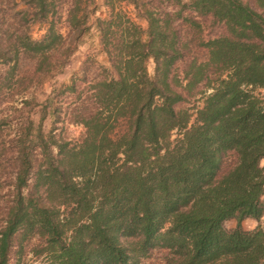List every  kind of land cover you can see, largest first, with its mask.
I'll return each mask as SVG.
<instances>
[{
  "label": "trees",
  "instance_id": "1",
  "mask_svg": "<svg viewBox=\"0 0 264 264\" xmlns=\"http://www.w3.org/2000/svg\"><path fill=\"white\" fill-rule=\"evenodd\" d=\"M20 1L0 0V87L53 78L92 29L110 68L91 61L54 91L50 134L27 114L0 143L13 165L0 264L15 249L21 264L34 239L44 264H140L155 250L164 264H264V227H242L264 218V0H106L105 18L97 0ZM199 95L191 124L178 106ZM64 120L85 128L80 142L57 139Z\"/></svg>",
  "mask_w": 264,
  "mask_h": 264
},
{
  "label": "rangeland",
  "instance_id": "2",
  "mask_svg": "<svg viewBox=\"0 0 264 264\" xmlns=\"http://www.w3.org/2000/svg\"><path fill=\"white\" fill-rule=\"evenodd\" d=\"M97 1L100 6V10L98 11L96 17L105 18L107 16V9L104 6L106 0ZM67 9L68 5L61 3V1L57 3L56 11L58 12V15H56L54 19L56 21L57 28L60 29L63 35H67L69 31L65 23V13ZM125 10L132 16L131 18L135 19V11L132 7H125ZM59 17L62 19L60 20ZM136 22L144 30H147L148 24L145 20L136 19ZM207 26L208 23H203V27L205 29ZM221 31L222 30L220 29L219 32ZM205 32H207V30ZM216 32L218 31L215 30V33ZM29 33L33 39L40 40L46 34V26L35 23L32 25V28H30ZM91 61H95L97 66L110 68L109 58L104 53V48L100 43V38L96 29H92L90 33L83 38L77 52L69 59L64 67L57 71L53 78L46 79L41 85L34 86L33 84H30L26 87H0V135L2 137L0 138V143L2 145H6L5 143L14 137V135L19 131L20 123H22L24 118L28 116L27 114L31 116L35 128H38L42 123L44 134H50L54 126V117L52 116L51 109L48 107L45 108V103L51 101L55 90H60L63 85L69 84L74 74L78 71L84 68H89L92 72L95 71V67L90 68ZM154 70V63L149 61V73L154 74ZM202 87L201 89H203ZM210 93H212V91L207 92L206 95H209ZM255 93L259 96L264 95V89H259ZM202 98V95H199L198 98H193L191 101H185L178 106L179 109L191 110L190 113L193 115L191 124H193L196 120V108L203 106ZM22 99L31 101V106H24ZM22 109H25V111ZM64 109H66V106H64ZM22 112H25L26 114H23ZM84 134L85 128L79 124H74L64 120L56 125L55 135H57V139L61 141H69L74 144L80 142ZM176 137L177 134L175 132L172 139H175ZM9 157L10 156L6 155L7 159H10ZM261 166L264 168V160L261 162ZM12 171L13 165L7 162L5 156H3L0 162V223L4 218V212L7 205L6 201L11 198L10 193L12 190L11 185L13 183V177L9 176V174ZM245 225V228H243L244 230L246 229L245 231H253L261 226L259 225L253 229L251 225H248V222H246ZM262 226H264V218ZM225 227L228 230L235 229L237 227L236 220L228 221L225 224ZM38 243V240L34 239L24 244V255L22 257L21 264H44L47 261L45 256L36 257L32 253V249ZM15 252L16 249L11 255L12 264H16L18 260ZM167 254L168 253L166 251L162 250L152 251L148 258L143 259L140 264H164Z\"/></svg>",
  "mask_w": 264,
  "mask_h": 264
},
{
  "label": "crops",
  "instance_id": "3",
  "mask_svg": "<svg viewBox=\"0 0 264 264\" xmlns=\"http://www.w3.org/2000/svg\"><path fill=\"white\" fill-rule=\"evenodd\" d=\"M262 221H263V218L261 219V221H257V220H254V219H247L245 220L243 223H242V227L245 228V223L248 222V225H251L254 228H256L257 226L261 225L262 226ZM261 223V224H260ZM264 227V226H263ZM246 230V229H245Z\"/></svg>",
  "mask_w": 264,
  "mask_h": 264
}]
</instances>
